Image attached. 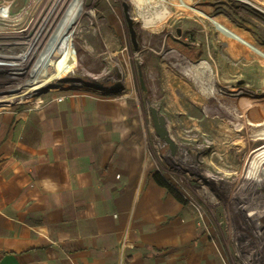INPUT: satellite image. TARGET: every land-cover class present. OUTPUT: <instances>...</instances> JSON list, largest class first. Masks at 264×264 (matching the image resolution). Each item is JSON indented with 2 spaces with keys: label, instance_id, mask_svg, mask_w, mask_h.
<instances>
[{
  "label": "rangeland",
  "instance_id": "obj_1",
  "mask_svg": "<svg viewBox=\"0 0 264 264\" xmlns=\"http://www.w3.org/2000/svg\"><path fill=\"white\" fill-rule=\"evenodd\" d=\"M1 1L14 12L5 19L0 14V33L21 34L24 22L35 23L28 37L11 39V45L1 48L22 54L25 45L19 43L33 36L45 0ZM180 1L79 0L85 14L74 32L85 33L83 44L89 51L80 52L78 74L33 93L37 77L26 73L53 26L47 29L18 73L0 72V101L31 98L26 104H0V123L16 130L45 107L58 110L72 100L125 99L140 123L152 166L186 202L180 218L190 224V232L177 249L178 264H259L236 250L241 229L229 219L235 202L228 185L264 161V59L238 55L208 17L264 52V0H184L185 9ZM117 84L121 88L115 90ZM10 88L17 91L9 93ZM60 97L62 103L56 101ZM149 105L167 119L179 146L176 157L156 136ZM227 109L237 117L220 116ZM253 212L261 215L264 206L245 213ZM253 225L257 233L264 230V218L258 227ZM208 246L215 251L205 258Z\"/></svg>",
  "mask_w": 264,
  "mask_h": 264
},
{
  "label": "crops",
  "instance_id": "obj_2",
  "mask_svg": "<svg viewBox=\"0 0 264 264\" xmlns=\"http://www.w3.org/2000/svg\"><path fill=\"white\" fill-rule=\"evenodd\" d=\"M67 105L0 123V264H178L190 224L152 178L128 102Z\"/></svg>",
  "mask_w": 264,
  "mask_h": 264
},
{
  "label": "bare ground",
  "instance_id": "obj_3",
  "mask_svg": "<svg viewBox=\"0 0 264 264\" xmlns=\"http://www.w3.org/2000/svg\"><path fill=\"white\" fill-rule=\"evenodd\" d=\"M65 1L66 0H45L42 6V13L44 16L37 24L33 36L26 39L23 43H19L25 45V51L22 54H14L13 51L7 53L1 48L6 45H11V39L28 37V34L33 30L34 22H24L23 28L25 30L21 32V34L0 33V72L8 71L9 74H16L18 73L16 72L18 68H22L20 66L25 64L26 60L33 55V46L37 37L53 26L51 36L35 58L31 71L26 73V77L28 78L37 77L35 79L37 83L33 93L48 87L53 80L65 79L72 75H77L81 64L80 52L89 51V47L83 44L85 33L83 31L74 32L75 26L85 14V9L81 10L79 0H72L71 3L67 5L64 4ZM138 1L143 3L146 0ZM179 6L184 9L187 8L184 0L180 1ZM13 12V7L9 8L4 1L0 0V14H2L3 19L7 18L5 14L8 15ZM208 20L225 38L246 45L264 59V52L254 47L250 42L243 39L229 27L215 19H210L208 17ZM3 40L4 42H2ZM6 40L7 42H5ZM193 77L194 82L205 90L203 83L200 82L196 76ZM10 89H12V91L9 93H15L17 91L13 88ZM43 96H48V93ZM30 99V96L21 99L6 97L5 100L0 101V104H12L15 102L26 104L30 102ZM221 115L228 119L237 117L236 112L230 109L221 112L220 116ZM253 140H259V138H253ZM252 171L255 173H251ZM250 174H253V176H250ZM228 188L229 197L233 198L235 202V205L230 207L229 219L235 224H239L241 229L237 231L241 238L237 239L236 250L237 252H242L241 254L243 255L241 256H249L253 262L257 261L259 264H264V230H258L257 233L254 231L253 225L257 224L258 227V222L264 218V212L259 216L255 215L254 212L250 215L245 213L249 209L255 210L264 206V161L258 165H251L246 168L242 174L234 176V181L229 183ZM257 227L255 230H257ZM214 251V247L208 246L203 251V256L207 258V256L209 257L212 255ZM244 264H252V262Z\"/></svg>",
  "mask_w": 264,
  "mask_h": 264
},
{
  "label": "water",
  "instance_id": "obj_4",
  "mask_svg": "<svg viewBox=\"0 0 264 264\" xmlns=\"http://www.w3.org/2000/svg\"><path fill=\"white\" fill-rule=\"evenodd\" d=\"M131 34H132V37L134 39L135 36H134V32L132 30H131ZM120 88H121V86L119 84H117L114 87L115 90H118ZM148 109H149V113L151 116L154 132H155L156 136L158 137L159 140H161L162 142H164L168 146L171 155L176 157L178 155L179 146H178L177 142L174 140V138L170 132V127H169V123H168L167 119L160 112L159 109H157L151 105L148 106Z\"/></svg>",
  "mask_w": 264,
  "mask_h": 264
},
{
  "label": "trees",
  "instance_id": "obj_5",
  "mask_svg": "<svg viewBox=\"0 0 264 264\" xmlns=\"http://www.w3.org/2000/svg\"><path fill=\"white\" fill-rule=\"evenodd\" d=\"M152 178L159 187L165 189V191L169 195H171L178 203H180L181 205H184L186 203L181 194L173 186H171L158 172L155 173Z\"/></svg>",
  "mask_w": 264,
  "mask_h": 264
},
{
  "label": "built area",
  "instance_id": "obj_6",
  "mask_svg": "<svg viewBox=\"0 0 264 264\" xmlns=\"http://www.w3.org/2000/svg\"><path fill=\"white\" fill-rule=\"evenodd\" d=\"M63 100H64V97H60V98H57V99H56V101H57L58 103L63 102Z\"/></svg>",
  "mask_w": 264,
  "mask_h": 264
}]
</instances>
